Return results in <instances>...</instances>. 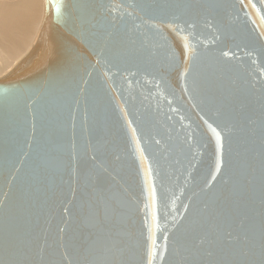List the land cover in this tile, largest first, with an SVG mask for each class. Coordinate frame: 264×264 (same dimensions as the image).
Listing matches in <instances>:
<instances>
[{
	"label": "water",
	"instance_id": "1",
	"mask_svg": "<svg viewBox=\"0 0 264 264\" xmlns=\"http://www.w3.org/2000/svg\"><path fill=\"white\" fill-rule=\"evenodd\" d=\"M0 77V264H264V0H44Z\"/></svg>",
	"mask_w": 264,
	"mask_h": 264
},
{
	"label": "rangeland",
	"instance_id": "2",
	"mask_svg": "<svg viewBox=\"0 0 264 264\" xmlns=\"http://www.w3.org/2000/svg\"><path fill=\"white\" fill-rule=\"evenodd\" d=\"M0 1L2 3V7H0V47L2 52L6 53V55L10 57V60L16 64V62L20 60H18V57L21 58L22 55L25 54L24 52H27V50H29V48L32 46L31 43L35 39L34 37L36 33L39 32L38 28L41 26V21L44 14V0ZM23 7H26V10H24ZM12 42L15 44L13 45V48L9 49L11 46L7 48V45L12 44ZM14 49H18L16 52L20 51V53L18 56L15 52L13 58L12 52ZM8 50H11L12 52H9ZM13 63L12 65H15Z\"/></svg>",
	"mask_w": 264,
	"mask_h": 264
},
{
	"label": "bare ground",
	"instance_id": "3",
	"mask_svg": "<svg viewBox=\"0 0 264 264\" xmlns=\"http://www.w3.org/2000/svg\"><path fill=\"white\" fill-rule=\"evenodd\" d=\"M24 3H25V2H24ZM1 5H2V3H1V1H0V7H2ZM23 5H25V4H23ZM23 9L26 10V7H25V8L23 7ZM43 9L45 10V1H44ZM6 10H7V9H6ZM15 11H16V10H15ZM34 11H35V10H34ZM30 13H32V12H30ZM33 14H35V13H33ZM27 16H28V15H27ZM43 16H44V14H43ZM42 21H43V18H42ZM42 21H41V24H42ZM38 27H39V26H38ZM40 27H41V26H40ZM40 27L38 28V31H39ZM37 33H38V32H37ZM37 33H36V35H35L34 38H36ZM9 34H10V32H9ZM9 36H10V35H9ZM10 37H11V36H10ZM5 38H6V37H5ZM34 40H35V39H34ZM34 40H33V42H34ZM33 42L31 43V45L33 44ZM20 43H22V42H20ZM13 45H15L14 42H12V44H8V45H7V48L11 46V47L9 48V49H11V48H13ZM22 45H23V44H22ZM28 47H29V46H28ZM26 49H27V48H26ZM26 49H25V50H26ZM6 50H7V49H6ZM17 50H18V49H17ZM17 50L14 49L13 52L10 50V51L13 53L12 57L14 56V53H15ZM8 51H9V50H8ZM10 51H9V52H10ZM27 51H28V50H27ZM9 52H8V53H9ZM19 53H20V51H19V52H16V55L19 56ZM24 53H26V51H25ZM10 54H11V53H10ZM10 54H9V55H10ZM16 55H15V56H16ZM23 55H24V54H23ZM23 55H22V56H23ZM13 58H14V57H13ZM11 59H12V58H11ZM19 59H20V57H18V60H19ZM16 60H17V59H16ZM16 60H14V61H16ZM11 62H12V61L10 60V57L7 56L6 53H3V52H2V49H1V47H0V77H1L2 75H4L8 70H10V69L14 66V65H12L13 62H12V63H11ZM16 63H17V62H16ZM13 64H15V63H13Z\"/></svg>",
	"mask_w": 264,
	"mask_h": 264
}]
</instances>
